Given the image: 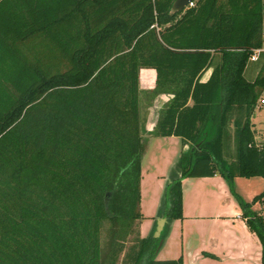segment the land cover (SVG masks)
I'll list each match as a JSON object with an SVG mask.
<instances>
[{"label":"trees","instance_id":"obj_1","mask_svg":"<svg viewBox=\"0 0 264 264\" xmlns=\"http://www.w3.org/2000/svg\"><path fill=\"white\" fill-rule=\"evenodd\" d=\"M174 1L0 0V264H116L122 253L120 264H182L156 260L162 236L139 234L140 104L161 94L172 98L152 134L189 147L161 214L182 218V179L218 174L264 260V217L251 210L264 203V142L256 144L251 124L264 53L256 78L243 77L262 47V0H193L172 12ZM33 39L69 67L49 74L30 61L23 49ZM142 69L156 73L152 90L140 89ZM237 177L263 180L250 203L236 192Z\"/></svg>","mask_w":264,"mask_h":264},{"label":"crops","instance_id":"obj_2","mask_svg":"<svg viewBox=\"0 0 264 264\" xmlns=\"http://www.w3.org/2000/svg\"><path fill=\"white\" fill-rule=\"evenodd\" d=\"M262 39L260 52L254 60L250 59L248 61L243 72V77L245 78V73L250 69L249 64H254L253 70L250 71L251 77L249 79L245 78L249 82L256 78L260 70V54L264 53L263 35ZM212 70L213 68L209 67L201 73V83L209 80ZM155 79L156 73L154 70L142 69L139 73L140 89L144 91L152 90L155 87ZM171 98L172 96L169 94L158 95L151 105L147 107L149 108V119L146 130L149 133H153L159 111ZM191 104L192 101L189 100L188 105ZM261 106L264 105H259L258 109H261ZM252 129L256 144L264 142V129L257 131L253 128V125ZM148 137L159 136L151 134ZM161 139L176 142L178 150L173 162L170 164V171L167 170L163 174L160 172L161 174L157 175V180H160L157 181V184L159 189L162 190V197L160 196V203L152 212V216L148 217V219L151 218V222L145 229L147 232L149 231L148 236L151 235L153 237L157 222L164 218L165 223L159 235V237L162 236L163 242L155 254V259L177 260L178 256H182L183 264H262L261 244L257 236L249 230L245 221L241 218V208L230 195L224 179L218 174L212 177L182 179L181 186L182 190L185 191V200L183 201V220L181 222L168 220L161 214L163 188L171 179L179 175L178 159L181 153L189 149L188 145H183L178 137L170 136L162 137ZM232 148L234 150L233 140ZM242 182H245L244 185H241ZM234 185L236 192L241 198L245 202L250 203L256 195L261 193L263 180L259 177L250 179L237 177L234 180ZM251 210L264 217V203L257 202L253 204ZM142 220L139 222V234L141 238H146L148 236L147 232L146 235L144 234ZM178 230L179 248L175 249L173 254L170 251L165 254L164 250L167 251L168 244Z\"/></svg>","mask_w":264,"mask_h":264},{"label":"rangeland","instance_id":"obj_3","mask_svg":"<svg viewBox=\"0 0 264 264\" xmlns=\"http://www.w3.org/2000/svg\"><path fill=\"white\" fill-rule=\"evenodd\" d=\"M224 1V0H220ZM264 0H262L263 3ZM24 53L30 61L33 62H40L46 66L47 71L49 74H54L57 72L65 71L69 66L68 63L62 61L58 62L55 58L54 54H51L50 47L46 43V41L33 39L29 43L25 44L24 46ZM260 62V60H259ZM250 69L247 70L245 73V78L249 79L251 77L250 71L253 70L254 64H249ZM140 104V118L144 124V133H142V138L145 139V152L142 156V165L140 169V212L143 216L142 224L144 234L146 235L149 223L151 222V218L148 217L152 216V212L160 203V196L162 197V190L159 189L157 181V175L163 174L170 168V164L174 160V156L177 153L178 145L176 142L169 141V140H162V137H154L149 138L152 133H149L146 129L147 121L149 119V108L144 101V98H141ZM258 103L256 104V108L254 113L251 117V124L253 128L257 131L264 129V106H261V109H258ZM147 125V126H146ZM228 131L230 133L229 138L226 141V147L224 156L228 161H231L234 157V150L232 148V125L228 126ZM177 166V164H176ZM167 168V169H166ZM170 171V170H169ZM161 172V173H160ZM174 176V175H173ZM164 181V180H163ZM245 182H242L241 185H244ZM164 191V188H163ZM230 193V192H229ZM232 196V194L230 193ZM157 197V198H156ZM233 200L236 202L235 198L232 196ZM185 200V191L182 190L181 186V206H182V218L175 219V222H181L183 220V201ZM237 203V202H236ZM242 212V211H241ZM109 228L108 223H104L101 228L100 232V242L105 245L107 241V230ZM150 230V229H149ZM149 232V231H148ZM147 232V236H148ZM179 230L173 236L172 241L167 246L168 253L175 252V249L179 248L178 245V234ZM129 246V242L127 241L126 247ZM123 253L119 256L118 262L116 264H120V259L122 258ZM171 256V255H170ZM181 259L183 264V257L178 256ZM262 260V258H261ZM262 264H264V260H262Z\"/></svg>","mask_w":264,"mask_h":264},{"label":"water","instance_id":"obj_4","mask_svg":"<svg viewBox=\"0 0 264 264\" xmlns=\"http://www.w3.org/2000/svg\"><path fill=\"white\" fill-rule=\"evenodd\" d=\"M193 0H175L172 4V8H171V11L172 12H180V11H183L189 2H192ZM164 223H165V220L164 218L160 219L158 222H157V227H156V231L154 233V236L155 238L159 237L160 235V232L162 231L163 229V226H164Z\"/></svg>","mask_w":264,"mask_h":264},{"label":"built area","instance_id":"obj_5","mask_svg":"<svg viewBox=\"0 0 264 264\" xmlns=\"http://www.w3.org/2000/svg\"><path fill=\"white\" fill-rule=\"evenodd\" d=\"M193 6H194L193 1H192V2H189L188 5H187V7H190V8L193 7ZM187 7H186V8H187ZM263 37H264V30H263ZM259 52H260L259 49L254 50V51H253V55L250 57V59H251V60H254V59L256 58V55H257ZM257 103H258V105H264V90L262 91V93H261V95H260V97H259Z\"/></svg>","mask_w":264,"mask_h":264}]
</instances>
